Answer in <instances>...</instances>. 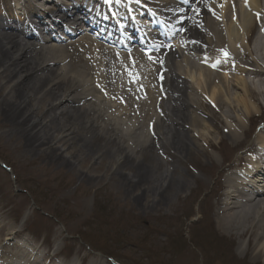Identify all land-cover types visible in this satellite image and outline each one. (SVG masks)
Instances as JSON below:
<instances>
[{
  "label": "bare ground",
  "instance_id": "bare-ground-1",
  "mask_svg": "<svg viewBox=\"0 0 264 264\" xmlns=\"http://www.w3.org/2000/svg\"><path fill=\"white\" fill-rule=\"evenodd\" d=\"M6 1V7L0 10V93L4 88L3 81L9 86L8 93L0 97V117L15 126L14 135L23 137L22 142L26 139L27 147L35 153L45 154L50 150L62 160L67 158L64 150L74 148L81 163L88 155L96 154L86 155L94 147L84 140L86 135L83 137L79 133L80 125H63L65 121L62 120L71 115L87 119L86 127H91L96 138L105 144L112 143L116 147L114 162L120 169H125L126 160H140L138 156L146 155L140 151L142 147L148 144L157 147L155 141L158 140L172 142V133L167 136L162 123L163 120L171 124L176 122L172 115L174 107L172 110L171 104H166L169 98L174 99V95L180 93L174 87L181 78L192 90L201 91L199 95L188 94L190 106L195 109L199 104L203 105L202 100L198 102V96L206 100V111L210 114L206 125L199 116H193L189 126L194 136L199 135L209 148L217 145L214 143L217 129L236 146L242 145L248 137L250 122L255 121L253 118L258 115L260 104L251 94L264 99V31H260L264 29V0ZM206 3L210 10L206 16V43L195 46L192 40L198 36L190 28L195 24L192 18H200L201 7L206 9ZM142 16H152L155 20L159 17L166 28L164 33L156 27L158 36L147 31L150 41L143 44L142 49L153 53L130 52L127 49H134L126 48V41L123 49H117L120 44L115 40L118 38L115 33L123 29L134 39L131 28L138 22L143 27L147 25L145 21L140 22ZM256 24L260 28L250 39ZM104 32L110 34L112 40L105 37ZM82 33L81 39L62 45ZM184 53L186 55L181 56ZM148 80L159 86L157 90L149 86L151 95ZM165 94L170 95L166 96L167 102L159 101ZM78 102L82 104L75 108L74 104ZM148 104L153 111L158 109L159 115H152L147 120L152 124L151 130L144 131L141 124L143 117L148 116ZM40 105L47 109H39ZM37 110H43L42 113L49 116L47 120L61 118V126L53 128L52 122L47 124ZM98 122L101 124L95 126ZM76 138H83V143L75 144ZM48 139H54L55 143L59 140L63 146L46 145ZM196 139L189 137L188 143L182 146L197 147ZM129 143L132 149L127 146ZM153 159L157 160L156 157ZM68 163L74 164L73 161ZM262 165L264 125L244 156L235 166H228L222 176L214 217L218 231L224 234L242 238L250 232L249 257L264 264ZM129 170L128 174L120 172L129 183H145L140 165L135 164ZM26 218L27 214L21 222L25 223ZM5 230V227L0 228V232ZM15 234L8 231L7 240L17 238ZM211 237L215 238V235ZM18 244L17 253L12 252L8 257L14 260L8 262L0 257V264H41L42 261L56 264L55 259L46 254L36 261L35 257L39 255L33 253L36 248L31 252L23 241ZM0 250L3 256L8 255L3 247ZM79 251H75L76 254ZM87 258L90 256L81 259L86 261ZM242 262L245 264L244 260ZM87 264L95 263L88 261Z\"/></svg>",
  "mask_w": 264,
  "mask_h": 264
},
{
  "label": "rangeland",
  "instance_id": "rangeland-1",
  "mask_svg": "<svg viewBox=\"0 0 264 264\" xmlns=\"http://www.w3.org/2000/svg\"><path fill=\"white\" fill-rule=\"evenodd\" d=\"M7 3L0 0V10ZM201 8L200 18L193 17L192 23L195 20V24L190 26L198 36L192 40L195 46L206 43V16L210 10L207 3L206 9ZM257 28L259 24L255 25L250 39L255 37ZM83 36L84 33L76 35L62 45L67 46ZM151 83L153 81L148 80L149 95L150 85L156 90L159 87ZM2 86L0 97L8 93L9 85L3 81ZM188 86L181 78L174 87L180 91L174 99L169 98L167 102L168 94L158 99L167 102L166 105L170 103L171 109L174 107L175 123L160 118L167 136L172 133V142L163 141V144L158 140L155 141L158 142L157 147L150 144L142 147L140 151L146 155L138 156L140 160H126L123 170L114 162L116 152L113 150L116 147L96 138L91 127H86L87 119L70 115L62 120L65 121L63 125H80L79 133L83 137L86 135L84 140L94 147L86 155L96 154L88 155L81 163L74 148L64 150L67 158L62 160H58L50 150L45 154L35 153L27 147L26 139L22 142L23 137L14 135L15 126L0 117V228L6 229L0 232V247L8 253L3 256L0 250L2 260L12 262L14 259H9L10 253H17L18 243L23 241L28 250L36 248L33 252L39 253L36 261H40L44 253L50 258L54 256L60 264H87L88 261L95 264H243L242 260L245 264H263L249 257L250 232L242 238L224 234L218 231L214 214L219 182L227 167L237 164L264 125V99L251 94L252 99L259 100L260 104L257 106L258 115L253 118L254 122H250L248 137L242 145L232 144L217 129L218 135L214 140L217 145L209 148L199 135H193L189 126L193 116H199L206 125V118H210L206 100L196 96L203 105L192 108L188 94L199 95L201 91ZM77 104L82 102L75 103V108ZM39 109L46 110L47 107L40 105ZM147 109L148 116L143 117L141 124L144 131L151 130L152 124L147 120L152 115H159L158 109L153 111L150 104ZM42 112L37 110L47 124L52 122L53 128L61 126V118L58 121L47 120L49 116ZM100 124L98 122L95 126ZM189 137H197V147L182 146L188 143ZM54 139H48L45 144L63 146L59 140L53 142ZM79 141L83 143V138H76L75 144ZM99 156L103 157L97 160ZM68 161H73V166ZM135 164L141 166L145 181L141 185L129 183L122 176L123 173L128 174ZM26 214L25 223H22L21 219ZM8 228V231L16 232L17 238L7 240ZM213 234L215 238L211 237ZM78 249L80 251L76 254ZM86 255L92 259H81ZM108 257L115 262L109 261Z\"/></svg>",
  "mask_w": 264,
  "mask_h": 264
}]
</instances>
